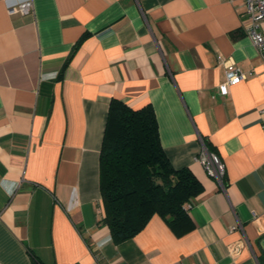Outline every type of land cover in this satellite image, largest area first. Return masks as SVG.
I'll return each mask as SVG.
<instances>
[{
  "label": "crops",
  "instance_id": "0c3cea01",
  "mask_svg": "<svg viewBox=\"0 0 264 264\" xmlns=\"http://www.w3.org/2000/svg\"><path fill=\"white\" fill-rule=\"evenodd\" d=\"M32 5L22 15L0 0V264H261L264 61L241 30L243 1ZM228 60L249 76L220 96ZM111 99L150 105L169 162L201 183L190 232L154 215L112 241L98 171ZM205 144L221 183L198 161Z\"/></svg>",
  "mask_w": 264,
  "mask_h": 264
},
{
  "label": "trees",
  "instance_id": "16d2710c",
  "mask_svg": "<svg viewBox=\"0 0 264 264\" xmlns=\"http://www.w3.org/2000/svg\"><path fill=\"white\" fill-rule=\"evenodd\" d=\"M98 171L102 223L115 244L133 238L154 215L176 236L193 229L189 206L203 187L188 168L175 169L169 162L150 105L133 109L120 100H110ZM262 261L264 264V252ZM31 262L41 264L34 255Z\"/></svg>",
  "mask_w": 264,
  "mask_h": 264
},
{
  "label": "built area",
  "instance_id": "2783aa9c",
  "mask_svg": "<svg viewBox=\"0 0 264 264\" xmlns=\"http://www.w3.org/2000/svg\"><path fill=\"white\" fill-rule=\"evenodd\" d=\"M244 12L242 14L241 30L250 40L252 45L260 54L264 61V0H242ZM8 11L29 14L33 10L32 0H6ZM249 74L241 71L233 61L225 62V81L218 85L217 92L220 96H225L229 88L245 80ZM198 161L204 167L206 173L222 182L224 176V166L220 160L212 153H209L205 146L202 147ZM191 208V206H189ZM238 250V247H229L230 253ZM179 264V263H176Z\"/></svg>",
  "mask_w": 264,
  "mask_h": 264
},
{
  "label": "water",
  "instance_id": "95a60500",
  "mask_svg": "<svg viewBox=\"0 0 264 264\" xmlns=\"http://www.w3.org/2000/svg\"><path fill=\"white\" fill-rule=\"evenodd\" d=\"M259 246L262 252H264V235L259 241Z\"/></svg>",
  "mask_w": 264,
  "mask_h": 264
}]
</instances>
